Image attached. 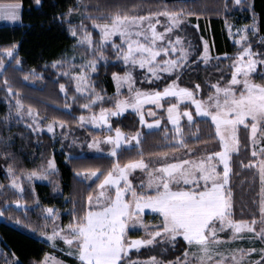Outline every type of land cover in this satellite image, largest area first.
I'll use <instances>...</instances> for the list:
<instances>
[{
  "label": "snow or ice",
  "instance_id": "6c2138e0",
  "mask_svg": "<svg viewBox=\"0 0 264 264\" xmlns=\"http://www.w3.org/2000/svg\"><path fill=\"white\" fill-rule=\"evenodd\" d=\"M240 2L241 0H235L236 4ZM36 3L39 4L40 0H36ZM21 9L20 0H8V2L0 0V20L19 21ZM72 11L73 9L69 8L67 13L60 15L69 16ZM191 14L190 11L186 12L182 8L139 16L127 13L121 15L117 12L110 15V22L97 23L93 20V28L99 30L98 40L93 39L92 33L86 30L82 22L79 25H69L71 35L77 41L74 47H86L89 55L93 57L84 60L78 66L80 71L74 72L70 77L76 81L77 93L87 92L91 96V99L82 105V109L88 110L97 102H103L104 98L91 87L89 72L85 69L90 72L95 71L98 67L97 61L106 59L104 49L109 44L117 60H122L132 69L136 66L142 70L146 69V79L159 80L163 73L179 76L187 67L190 51L184 47L180 36H176L175 40L167 39L166 44L165 41L174 29L180 27L182 17ZM160 15L167 17V24L162 32L157 30ZM153 20L155 23L152 22ZM249 30L252 33L258 32L255 20L250 25L238 28L235 33L238 37L235 43L243 50L236 53V59L232 62L231 79L223 85L220 83L211 85L214 92L206 99H197L194 89L180 87L176 80H172L162 90L136 89L133 92L135 82L131 70L123 74L112 73L117 85L115 109L101 108L98 114L93 113L88 117L81 115L78 118L81 126L85 120H89L93 125L99 124L111 130L109 117L120 115L126 108H133L140 113V121L144 124L142 109L145 105L151 104L163 109L161 101L174 98L175 103L167 104V119L175 128L174 143L186 148V158H181L175 153L171 156L162 153L154 167L146 163L141 156L140 159L129 160L123 165L114 162L106 172L99 168L85 170L83 173L76 172L77 176L95 177L99 180L97 187L100 191L95 198L96 202L93 203V196L90 193L87 197V208L82 215L77 216L76 209L73 208V215L68 224L62 227L54 224L50 233H44L50 241H55L57 238L63 240L69 248L68 255L77 259L79 264H126V261L127 264H159L155 257L142 262L133 261L129 257V250L139 249L142 245H151L156 238L175 239L177 236H182L193 251L185 249L183 261L177 258L176 261H168L165 264H193V261L195 264H243L245 258L252 255H257L258 259H249V264H264V248L233 249L227 253L218 250L221 244L237 237L244 229L264 241V226L257 231L256 219L251 222L231 219V192L226 189L229 182L231 154L238 152L240 144L239 128L243 126L246 130L250 129L253 145L260 143L256 138L258 129L261 139H264V83H255L250 79V74L256 71L257 64L264 65V60L254 57L264 53L252 51L248 43ZM117 35L119 44L113 41V37ZM261 39L264 40V37ZM16 47L13 43L0 48V69L6 66L4 57L15 58L17 66L22 63L15 55ZM177 53L175 58H171ZM161 56L168 58L160 59ZM223 58L229 57L225 54ZM198 59L209 60L207 42ZM66 63L70 68L77 67L71 61H56L53 62V67H64ZM29 71L34 72V69ZM65 75L69 73L65 72ZM24 79L27 80L28 76L25 75ZM4 84L11 95L13 89L8 86L6 79ZM125 84L128 85L130 96L120 99L118 98L120 90ZM64 88L65 86L61 84L60 89L63 91ZM194 88L199 90L200 85L196 84ZM181 101H190L195 105L198 116L210 117L211 124L215 128V137L219 142L218 151H207L196 157L193 155L194 150L187 148L184 139L181 138L183 132L180 121L182 117H187V122L191 125L194 120L192 111L187 107L180 111ZM23 108L22 101L16 99V112L21 114ZM27 111L28 115L35 119L37 114L30 106ZM147 114L155 117L151 107L148 108ZM56 124L64 126L63 121L54 118L47 126L48 131L53 132ZM159 124L160 120L154 118L147 126L152 128ZM140 135L137 132L131 136L117 127L115 135L104 136L103 142L111 146L109 155L116 158L121 149L125 145H130L132 140L139 144ZM100 143L99 138H93L88 143V147L99 148ZM259 153L264 154V146L259 148ZM257 155V151L254 150L252 156L255 158ZM219 165L223 166L222 172L218 170ZM249 166L258 167L260 181L264 185V159L250 160ZM137 169L142 170L146 178L134 184L129 177L133 170ZM55 171V161L49 158L47 167L41 165L40 171L32 169L22 174L30 180ZM8 174L11 177L10 185L23 191L11 166L8 168ZM112 192L114 195L111 194ZM14 203L20 206V201ZM145 209H151L159 217L157 223L144 222L142 213ZM43 211L48 214L46 219H57L53 215L56 209L46 207ZM2 215L3 212L0 211V216ZM259 223L264 225V188H262ZM136 225L144 228L147 238L127 236V232ZM225 228H230L233 233V236L228 237V241L219 235ZM0 255L4 256L6 264H21L14 252L11 253L10 260L8 253L0 252ZM39 264H65V262L46 253L44 260Z\"/></svg>",
  "mask_w": 264,
  "mask_h": 264
},
{
  "label": "trees",
  "instance_id": "16d2710c",
  "mask_svg": "<svg viewBox=\"0 0 264 264\" xmlns=\"http://www.w3.org/2000/svg\"><path fill=\"white\" fill-rule=\"evenodd\" d=\"M22 3L21 24L0 25V48L16 44L15 55L21 59V64L16 65L15 58L0 69V211L3 217L0 221V252L8 253L9 260L11 253H15L21 264H39L45 254L54 251L52 247L41 240L30 228L37 220L33 209H17L15 201H22L27 206H32L41 200L44 205L57 206L61 211L62 220L65 221L68 215L63 214L65 207L75 208L77 216L82 215L87 208V197L94 195L99 184L95 179L88 184L76 172H84L90 169H102L105 172L114 162L124 164L129 160H145L154 158L162 153H169L180 149L174 143L175 128L163 119L159 128L148 130L140 121L137 112H126L123 115L111 118V130H94L80 127L78 125V114L82 113V98L76 95L73 81L59 74L53 67L67 50L74 44V38L69 31V25L83 23L86 30L92 33L94 40L99 39V32L93 28V20L96 22H107L111 14L119 12L121 15H146L157 13L165 9L176 11L184 9L191 12L193 20L200 23L199 30L191 28L197 39L194 43V52L191 56L192 65L189 66L181 76V82L186 86L194 88L200 85L202 97H206L213 91L211 85L214 83H225L230 77L231 67L228 60L218 59V63L205 65L198 60L201 54L200 37L206 35L210 40L213 53L222 55L235 51V45L227 32L228 20L232 17V10L235 9V0H20ZM250 11L257 19L258 34L264 35V0H244ZM69 8L73 11L69 16H61L67 13ZM105 53L109 59L101 63L96 74V84L107 92H115V84L112 73H123L124 66L117 60L114 50L107 46ZM34 69V72H30ZM25 75L28 79L25 80ZM5 79L8 86L13 89L9 94L4 84ZM254 80L264 83V77L260 74L254 75ZM66 86L64 93L60 85ZM19 93V95H17ZM76 97V98H73ZM20 99L24 108L34 109L35 112L47 119L63 121L70 127V137L76 140H84L91 136H102L110 133L117 127L121 131L135 134L139 132V144L131 147H123L116 158L108 154H87L82 155L78 146L73 145L72 138L65 139L62 152L55 150L53 138L45 133L37 134L19 119V114L11 106V102ZM101 106L114 107L110 102H103ZM99 106L97 109H100ZM69 107V109L67 108ZM193 113L194 123L184 121L180 126L183 132L187 148L203 150H219L218 138L215 137V128L208 118L198 117L192 107L187 104ZM14 115H9V113ZM244 144L247 145L245 128L241 129ZM167 133V135H166ZM198 137V139L196 138ZM66 152L73 156L67 157ZM250 155L248 148L233 155V173L230 177V187L234 197V217L236 219H250V212L257 211L253 196L259 187V179L252 170L243 168L244 156ZM54 157L57 162V171L52 174V180L48 183L36 182L33 185L25 182L23 192L20 193L9 185L5 179L3 166L13 168L21 174L32 169H40L41 165L47 166V160ZM102 178V177H101ZM63 199L67 201L62 204ZM37 208V207H36ZM40 220V221H39ZM39 221L43 218L39 217ZM21 222L18 226L16 222ZM38 226L35 228L37 229ZM186 249V243L179 238L175 244L163 243L152 247H144L140 250H131V260L147 258L152 255L171 260L182 255ZM63 259L78 264L71 256L57 252ZM0 264H6L3 255H0Z\"/></svg>",
  "mask_w": 264,
  "mask_h": 264
},
{
  "label": "rangeland",
  "instance_id": "374dc122",
  "mask_svg": "<svg viewBox=\"0 0 264 264\" xmlns=\"http://www.w3.org/2000/svg\"><path fill=\"white\" fill-rule=\"evenodd\" d=\"M243 1L244 0H241L240 4H236L235 3V9L231 11L232 12L231 13L232 17L230 18V20H228V23H227L228 35L231 38V40L234 43L235 48H236L234 52H232V53H224L222 55H216V54L213 53L212 44H211L210 40L207 38V36L203 35V36H201L199 38L200 39V47L202 49L201 53L204 51L205 42H207V45H208L209 60L208 61H204L203 59H198V60L202 61L205 65L212 64L211 63L212 61H215V63H218L217 57H219V59L228 60V63L230 65V67H231L232 62L236 59V53L238 51H242L243 50L240 45H237L235 43V40L238 39V37L235 36V33H236L237 29L241 28L244 25H250L253 22V20H255L256 26L258 28L257 19L255 18V16L252 15V13L250 11V7L248 6V4L247 3H245V4L242 3ZM165 10H167V9H165ZM165 10H163V11H165ZM163 11H160V12H157V13H162ZM167 11H169V10H167ZM159 20H160V23L157 25V30L162 32L164 26L167 24V17H165L163 15H160L159 16ZM107 22H110V21H107ZM152 22L155 23V20H153ZM97 23H104V22H97ZM79 24H77V25H79ZM74 25H76V24H74ZM191 28L193 30L196 29V31L199 30L200 23H199L198 20H193L192 15H185L184 17H182V23H181L180 27L178 29H174L172 34L170 36L166 37V41H165V44H166L167 39L175 40L176 36H180L183 39L184 47L189 49V51H190L189 61L187 62V67L185 68V70L189 66L192 65L190 59H191L192 53L194 52V43L196 42L195 40L197 39L196 35L193 32L191 34ZM95 30H97V29H95ZM78 31H79V29H78ZM97 31L99 32V30H97ZM247 35H248V43L251 45L252 51L253 52H257V53H264V40L261 39V37H264V35H259L258 32L257 33H252L251 30L248 31ZM113 41L115 43H117V44L120 43L118 35L113 37ZM76 43H77V41L74 38V44L67 50V52L63 56L60 57V59L57 60V61H71L72 64L77 66V67H75L73 69V68H70L69 65L66 63L64 67H57L56 70L59 72V74L67 76L68 78H70L71 75L74 72L78 73L80 71L78 66L81 65L84 62V60L93 58L92 56L89 55V50L86 47H74V45ZM108 46H111V44H109ZM245 46H247V45H245ZM106 48L104 49V56L106 57V59L98 60L97 61L98 67H99V65L101 63H104V62H106L109 59V56L105 53ZM225 54H227V56L229 57L228 59L223 58L225 56ZM175 55H178V53L177 54H173V56L171 58H175ZM73 57H74V59H73ZM165 58H168V57H163V56L160 57V59H165ZM254 58L258 59V60H264V55H260V56L254 57ZM245 59H247V58L245 57ZM4 60H5V65H7L12 60V58L4 57ZM119 61L124 66V72L127 71V70H131L132 71L133 79H134V82H135L134 83L133 92L136 89H141V90H145V91L162 90L172 80H176L180 87L191 88V87L186 86L185 84H183L181 82V76L183 75L185 70L182 73H180L179 76L171 74V73H163L159 80H154V79L153 80H149V79H146V69L142 70L138 66H136L134 69H132L131 66H126L123 63L122 60H119ZM98 67L95 69L94 72H90V70L85 69L86 72H89V80L91 82V87L95 89L96 93H99L100 96H102L104 98L103 102H105V101L106 102H110V103H112L114 105V107H104V106H101V104L103 102H97L91 109H88V110L82 109V105L87 103L91 99V96L87 92H85L84 94L77 93V91H76V81L70 78L73 81L74 88H75V91H76V95L80 96L82 98V101H83V104L81 105V109H82L83 112L78 114L77 119L81 115H84V116L88 117V116L92 115L93 113L98 114L101 108H110V109H113V110L115 109L114 101L117 98V96H116V92H117L116 82L114 81V84H115V92L114 93L107 92L105 89L100 88L99 85L96 84L97 81H96V78H95L96 74L98 73ZM232 70L233 69L231 67L230 77H229L228 80L231 79ZM65 72H68L69 75H65ZM123 73H118V74H123ZM257 73L260 74V76L264 77V65L257 64L256 71L254 73L250 74V79L252 81H254L255 83H260V82H257V81L254 80V75L257 74ZM225 83H220V84L223 85ZM214 84H216V83H214ZM192 89H194V91H196V98L197 99H206L211 93L214 92V89H213V91L210 92L208 96L202 97L201 93H200V89L199 90H195V88H192ZM66 90H67V88L65 86L63 92L65 93ZM12 94H13V92H12ZM129 96H130V93L128 91V85L125 84L121 88L120 96L118 98L123 99V98H127ZM73 98H76V97H73ZM13 99L15 101L11 102V106L14 107L13 111H16V99L15 98H13ZM175 102L176 101H175L174 98L162 100L161 103L163 104V109H158L154 105H151V104L145 105L144 108L142 109V112L144 114L145 123L144 124L141 123V124L148 130H153V129L159 128L160 125L162 124L163 119H167V104L168 103H175ZM181 104H182V107L180 108V111L184 110L186 104L188 106L192 107V109L195 111V105H192L190 103V101H181ZM99 106H101L100 109H97ZM149 107L152 108V111L155 113V117L150 116V115L147 114ZM67 108L69 109V107H67ZM27 110L28 109H26V108L22 109V113L18 115L19 119L25 117L26 119L23 121L24 124L28 128H30L32 131H34L35 133H37V134L45 133V134L51 136L53 138L54 143H55V150L58 153L62 152V148H63L62 147L63 146L62 142L65 139L72 138L73 145L74 146H76V145L78 146V148L81 150L82 155H87V154H108L109 155V149H110L111 146L103 142V137L107 136V135H115V130L110 132V133H104L102 136L93 135L90 138H87V137L84 138V140H82V141L81 140H76L77 138L75 136L74 137H70V133H71L70 132V127L66 126L65 124H64L63 127H61L59 124H56L54 126V131L53 132H49L47 126L53 120H50V119L45 118L44 116L38 115L35 112V110L32 109L33 112L37 114L35 116V119H33V117L28 115V111ZM129 111L137 112L133 108H126L123 112L120 113V115H123V114H125L126 112H129ZM11 115H12V118H14V115L13 114H11ZM138 115L140 117V113H138ZM113 117L114 116L109 117L110 125H111V118H113ZM198 117L210 119V117H205V116H198ZM154 118L160 120V124L159 125H154L152 128H149L147 125L151 124L152 120ZM186 120H187V117H182L181 121H180V126ZM168 122H169L170 125H172L170 121H168ZM29 125H31L32 127H29ZM78 125L80 127L91 128V129H94V130H106V131L109 130L107 127H102L99 124L93 125L89 120H85L83 122V126H81V122L78 119ZM242 128H244V127L241 126L239 128V130H238V136H239V140H240L238 152H233L231 154L229 182L226 185V189L230 190V192H231V197H230L231 204H232V207H231V213H232L231 219H233L235 221H248V222H251L253 219H256L257 223H256L255 227H256V230L259 231L260 228L262 226H264V225H261L259 223V221H260V203H261V199H262V188H264V185H262V183L260 181L258 167L249 166V162H250V160H253V159H264V154H260L259 153V148L261 146H264V139H261L260 130L258 129L256 138L258 140H260V143L256 144V145H253L252 140L250 138V129H248V130L245 129L246 130V135H247V142H248L247 145H246V144H244V141H243V137L244 136L242 135L243 133L241 132ZM122 132L127 133L125 131H122ZM128 134H130L131 136H134L136 133L135 134L128 133ZM140 137H141V135H140ZM93 138H99L101 140L99 148H89L88 147V143L90 141H92ZM133 145H137L135 140H132L130 145H125L124 147H131ZM246 148H248V150L250 152V155H248V157H247V155L244 156V159L242 160L243 168H247V169L252 170L253 174L255 176H257V178L259 179V187H258V190L256 191V194H255L256 196H253V200L255 201L257 211L250 212V214H251V218L250 219H236L234 217L233 191H232V189L230 187V177L232 176V173H233V164H232L233 162H232V159H233V155L234 154H238L239 152H241V150H244ZM193 150H194L193 155L196 156V157H199L201 154H204L207 151H211V150H207V149L203 150L202 152H199L196 149H193ZM254 150L257 151V153H258L257 157H255V158L252 156V153H253ZM215 151H218V150H215ZM173 153H175L177 156H179L181 158H186V156H185L186 148L185 149H180V150H177V151H173V152H169L168 154H169V156H171ZM66 154H67V157L73 156L72 153H69V152H66ZM159 156L160 155H158V156H156L154 158H151L149 160H145V161H146V163H149L150 166L154 167L156 165V161L159 159ZM52 159H54V161H55L56 171H57V169H58L57 162H56L54 157H52ZM121 165H123V164H121ZM45 167H47V166H45ZM8 168L9 167L3 166L2 171H3V174L5 176V179L9 180V185H10L11 177L8 174ZM35 170L40 171L41 168L40 169H35ZM218 170L222 172L223 171V166L219 165ZM13 171L15 172V175L18 178V182L21 185L22 189H24V184L23 183H25V182H30L32 185L34 183H36V182L48 183V182H50L53 179L52 178V174H54V172L46 173L42 177H33L32 179L29 180L27 178V176L23 175L22 173L19 174L14 169H13ZM26 172H24V173H26ZM81 177L88 184H91L96 179L95 177L87 178V177H85L83 175H81ZM129 178L133 180L134 184H137V183H139V181L144 180L146 178V175H145V173H143L142 170L137 169V170H133V172L130 174ZM1 181H2V178H0V187H2ZM13 188L16 189L20 193L23 192V191H21L18 188H15V187H13ZM99 191H100V189H98L97 192L94 195H92L93 196V203L96 202L95 198L98 195ZM107 194L108 193H106V195ZM111 194L114 195V192H112ZM101 199H103V197H101ZM66 201H67L66 199H63L62 204H65ZM25 205H26V207H25ZM14 206L17 209H21V210L33 209L37 220H39V217L43 218V220L41 221V224L39 222L40 220L39 221L35 220L34 223H33L34 227L30 228V230L33 233H35V235H37L41 240H43L44 242H46L47 244H49L52 247V249L54 251L48 252V254H51L53 257H55V258H57V259H59L61 261H64L65 264H72V263L66 261L65 259H63L62 256H60L57 253V252H61L63 255L70 256V255H68L69 248H68L67 245L64 244V241L59 239V238H57L55 241H50L48 239L47 235H44L45 232H49L50 233L52 231L54 224L55 225H59L61 227L63 225L68 224L70 222L71 218H72V215H73V213L69 212L70 209L68 207L64 208L65 210H63V214L64 215H68V218H66L65 221H63L62 220L61 211L57 210V208H58L57 206L44 205L39 198H37V201L32 206H27V204L22 202V201H20V206L19 207L16 204H14ZM46 207H52V208L56 209V213H54L53 215H55L57 217V219H55V220L46 219V216L48 214L44 213V211H43ZM142 215H143V218H144V222L146 224L149 223V222L154 224V223H157L158 220H159V217L151 209H145L144 212L142 213ZM2 219H4V217L0 216V221ZM16 223H17L18 226H21V222L18 221ZM37 226H38V228L35 229ZM217 227H218V225H217ZM219 235L225 241H228V237L233 236V233H232V230L230 228H225L222 232L219 233ZM127 236L129 238H137V237L147 238V236L145 235L144 228H142L140 225H136L134 228H131L127 232ZM179 238L183 239L182 236H177L175 239H168L167 237L156 238L154 240L153 244H151V245H142L139 249H130L129 252L131 250H140V249H142L144 247H152V246H155L157 244H163V243H169V245L170 244L174 245L176 240L179 239ZM185 243H186V249H189L190 252L193 251V248H190V246L188 245V243L186 241H185ZM241 248H243V249H249V248L260 249V248H264V241H261V239L259 237L255 236L253 233L249 232L247 229H244V230H242V232L240 234L237 235V237L233 238L232 240L228 241L227 243L221 244L219 246L218 250L224 251L225 253H227V252H230L233 249H241ZM184 252L182 253L181 256L177 257V258L180 259V261L184 260ZM237 255H239V253H237ZM150 257H155L156 260L159 262V264H165V262H168V261H176V259H177V258H174V259H171V260H167V259H163V258L157 257L155 255H152ZM150 257L138 258V259H135L133 261H141L142 262V261L148 260ZM44 258H45V256H44ZM44 258L42 260H44ZM249 259H258V256L257 255H252L249 258H245V260L243 261V264H249ZM77 262L79 264L78 260H77ZM126 264H127V261H126ZM193 264H195L194 261H193Z\"/></svg>",
  "mask_w": 264,
  "mask_h": 264
},
{
  "label": "crops",
  "instance_id": "0c3cea01",
  "mask_svg": "<svg viewBox=\"0 0 264 264\" xmlns=\"http://www.w3.org/2000/svg\"><path fill=\"white\" fill-rule=\"evenodd\" d=\"M4 2H8V0H4ZM20 3H21V1H20ZM21 14H22V9H21ZM19 24H21V18H20L19 21H16V22L0 20V25H11V26H14V25H19Z\"/></svg>",
  "mask_w": 264,
  "mask_h": 264
}]
</instances>
